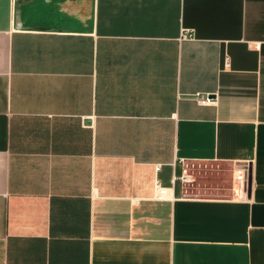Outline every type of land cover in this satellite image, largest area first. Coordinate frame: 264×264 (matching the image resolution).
<instances>
[{
    "label": "crops",
    "instance_id": "crops-1",
    "mask_svg": "<svg viewBox=\"0 0 264 264\" xmlns=\"http://www.w3.org/2000/svg\"><path fill=\"white\" fill-rule=\"evenodd\" d=\"M0 264H264V0H0Z\"/></svg>",
    "mask_w": 264,
    "mask_h": 264
},
{
    "label": "built area",
    "instance_id": "built-area-1",
    "mask_svg": "<svg viewBox=\"0 0 264 264\" xmlns=\"http://www.w3.org/2000/svg\"><path fill=\"white\" fill-rule=\"evenodd\" d=\"M189 37L186 32L181 33V39ZM197 100L202 104L211 102L208 96H198ZM180 172L174 177L179 180L181 185V197H207L219 194L218 185L214 186L209 178L214 172L219 171V165L206 162L180 161ZM158 168V167H157ZM248 168L247 166L238 165L233 169V175L230 185V199L234 201H248L250 198L248 186ZM205 178H208L205 180ZM153 197L156 199H165L172 197L170 190L161 186L158 180L155 181Z\"/></svg>",
    "mask_w": 264,
    "mask_h": 264
}]
</instances>
